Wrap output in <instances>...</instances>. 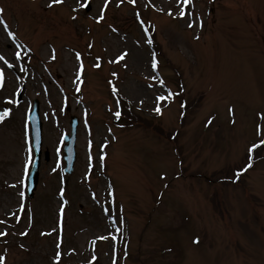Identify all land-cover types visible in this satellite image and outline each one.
I'll list each match as a JSON object with an SVG mask.
<instances>
[{"label":"rangeland","instance_id":"374dc122","mask_svg":"<svg viewBox=\"0 0 264 264\" xmlns=\"http://www.w3.org/2000/svg\"><path fill=\"white\" fill-rule=\"evenodd\" d=\"M105 3L0 0L3 264H264V0ZM110 85L142 126H113ZM34 98L49 156L28 198Z\"/></svg>","mask_w":264,"mask_h":264},{"label":"snow or ice","instance_id":"6c2138e0","mask_svg":"<svg viewBox=\"0 0 264 264\" xmlns=\"http://www.w3.org/2000/svg\"><path fill=\"white\" fill-rule=\"evenodd\" d=\"M52 2H53L54 4H59V3H63L64 0H52ZM123 2H124V0H119V3L122 4ZM129 2L132 3V4H135V3H136V0H129ZM181 2H182V3H189V0H178V3H181ZM77 4H78V7H79V8H88V7H89V4H90V0H77ZM106 7H107V0H106V3H105V8H106ZM102 11H103V9H102ZM2 13H3V9H0V14H2ZM178 15H180V16L185 15V11H184L183 8H181V10L178 12ZM99 19H100V20H103V19H104V16H103V15H100V16H99ZM0 23H3V26H4L5 29L8 28V25H7L6 22H4V21H0ZM141 23H143V21H141ZM189 26H192V25L190 24ZM8 34H9L10 36H13V37L15 36V34L12 33V32H9ZM148 43H152L151 39L148 40ZM15 55H16L17 57H19V56H20V53H19V52H16ZM121 58H123V57H121ZM0 59H4V58H3L2 56H0ZM9 66H11V65H9ZM155 66H156V61H153V67H155ZM97 67H99V65H97ZM82 69H83V64H81V70H82ZM21 70H23V69H21ZM3 75H4V74H3V70L0 69V81L3 80ZM159 99H160V100H165L166 97L161 96V97H159ZM17 103H18V101H17ZM10 111H11L10 109H5V111H4L3 113H0V120H3V118H4L5 116L9 115V114H10ZM156 111H157V112H160L161 109H160L159 107H157V108H156ZM116 115L119 116L120 113L117 112ZM261 116L264 117V114H261ZM260 131H261V126H258V132H260ZM259 145H264V139H260V141H259ZM259 145L254 143V144L252 145V147L249 149V151L251 152L252 149H256V148H258ZM28 151H29L28 164H31V162H32V158H31L32 145H31V143H29V145H28ZM58 151H59V149H58ZM249 167H251V165H249ZM21 195H23V193H21ZM61 213H63V209H61ZM0 234L6 235L7 233H0ZM197 242H198V240H197ZM3 259H4V258L0 257V264H3Z\"/></svg>","mask_w":264,"mask_h":264},{"label":"water","instance_id":"95a60500","mask_svg":"<svg viewBox=\"0 0 264 264\" xmlns=\"http://www.w3.org/2000/svg\"><path fill=\"white\" fill-rule=\"evenodd\" d=\"M37 107H38V102L35 100L34 102V109L29 113V120L32 126V134L34 137V146L37 151V155H39V143H40V133H41V124L38 118V112H37ZM73 125L72 127V135L65 136V140L69 142L68 145L65 146V161H66V171L70 172L72 169V163L74 160V152H73V139H74V126H75V120L71 122ZM37 162H38V157L34 163L33 171L30 175V189H33L36 185L37 182Z\"/></svg>","mask_w":264,"mask_h":264},{"label":"trees","instance_id":"16d2710c","mask_svg":"<svg viewBox=\"0 0 264 264\" xmlns=\"http://www.w3.org/2000/svg\"><path fill=\"white\" fill-rule=\"evenodd\" d=\"M121 104H122V106L127 107V115L126 116L131 118V119H134V115L131 112H129V108H128L127 104L123 101H121Z\"/></svg>","mask_w":264,"mask_h":264}]
</instances>
